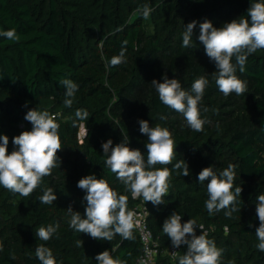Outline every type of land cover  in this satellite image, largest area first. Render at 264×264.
I'll list each match as a JSON object with an SVG mask.
<instances>
[{"label":"trees","instance_id":"trees-1","mask_svg":"<svg viewBox=\"0 0 264 264\" xmlns=\"http://www.w3.org/2000/svg\"><path fill=\"white\" fill-rule=\"evenodd\" d=\"M251 2L259 0H0V30L14 28L20 37L19 42L0 37V135L9 137L11 153L12 138L32 128L26 113L48 111L59 124L63 147L58 152L60 167L29 197L0 186V264H40L35 255L38 245L50 248L57 264H98L95 257L105 250L135 264L142 250L135 228L132 240L120 235L110 242L96 240L69 226L67 209L71 206L84 215L86 193L77 183L87 175L105 179L126 195L129 210L136 205L131 192L106 167L102 144L111 139L115 146L128 136L129 147L139 149L146 160L148 138L140 132V120H147L150 127H167L177 145L172 164L156 165L172 169L164 203L146 202L148 227L160 250L171 241L163 223L176 212L181 223L196 220L201 226L196 234L206 233L223 249L221 264H264L255 234L260 223L257 197L264 194V50L248 56L244 73L237 70L247 82V92L226 97L213 78L215 63L198 40L199 23L209 20L219 28L246 17ZM144 4L153 9L148 19L136 11ZM192 21L197 26L185 48L182 33ZM125 40L127 62L109 67ZM165 75L179 79L189 92L195 79L207 77L201 108L209 111L201 112L207 121L203 131L192 130L180 113L160 102L151 82H163ZM63 79L79 85L71 107L63 103L65 89L59 83ZM77 109L86 110L89 118L74 127ZM81 125L85 134L80 139ZM180 160L187 162L189 176L174 169ZM229 164L235 165L234 188L243 189L240 212L231 217L226 210L209 215L208 181L199 183L198 174L205 167L219 173ZM46 187L57 195L51 205L39 201ZM57 223L59 229L49 241L36 236L39 227ZM78 240L83 242L79 247ZM186 251L183 245L173 259L160 252L154 264H179Z\"/></svg>","mask_w":264,"mask_h":264},{"label":"clouds","instance_id":"clouds-1","mask_svg":"<svg viewBox=\"0 0 264 264\" xmlns=\"http://www.w3.org/2000/svg\"><path fill=\"white\" fill-rule=\"evenodd\" d=\"M136 11L144 19H148L153 9L144 4ZM196 26L197 21L185 26L182 33L183 47L190 46ZM0 37L14 42H19L20 39L14 28L0 30ZM198 40L206 55L215 63L216 71L212 74L219 91L226 97L233 93L243 95L248 90L247 82L237 75V70L244 73L248 56L264 50V0L251 2L246 17L233 19L219 28L209 20L199 23ZM127 43V40L122 42L119 55L110 59L109 67L127 62ZM59 83L65 89L63 103L71 107L79 85L71 79H63ZM151 85L164 106L180 113L192 130L203 131L207 121L201 118V112L209 111L207 107L201 108L205 89L209 85L206 76L195 79L190 92L182 87L179 79H169L167 75L163 77V82L153 80ZM24 118L31 123L32 128L12 138L15 147L11 153L8 152L9 137L0 135V186L27 198L40 186L44 177L50 176L54 168L60 167L62 161L58 152L63 147L58 134L59 124L48 111L31 109ZM88 118L89 113L86 110L77 109L72 125L76 127L78 121ZM160 119L166 120L167 117L161 115ZM139 124L140 132L148 138L147 159L145 160L139 149L129 147V138L125 136L115 146L111 139L102 144L104 162L111 173L116 174L117 180L131 192L133 198L142 197L145 202L156 206L164 203L172 179V169L157 168L156 165L172 164L177 145L167 127H150L147 120H140ZM174 169L178 170V175H190L185 160L176 162ZM235 175L233 164H229L219 173L213 167H205L199 172L198 182L203 184L208 181L205 207L209 215L226 210L225 215L231 217L233 213L240 212L241 200L238 198L241 197L243 189L241 186L234 188ZM77 187L86 193L83 199L87 204L83 216L71 206L67 209L70 216L69 226L73 230L101 241L110 242L116 235L126 240L134 239L135 213L128 209L126 195L119 194L105 179H97L95 175L81 178ZM56 200L57 195L51 187H46L43 195L39 197L40 203L45 205H51ZM257 201L256 216L260 223L255 233L258 239L256 248L264 252V194L258 195ZM181 220L182 216L173 212L162 226L174 248L187 246V251L179 257V264H221L223 249L218 248L214 240L208 239L206 233L201 231L200 235L196 234L197 228H201L196 220L189 219L185 223H181ZM58 229V223L49 224L47 227H39L35 233L40 240L46 242ZM82 244L81 240L77 241L78 247ZM2 248L0 244V250ZM35 255L40 264H57L52 250L44 245L37 246ZM95 259L98 264H127L126 261L113 258L109 250L99 253Z\"/></svg>","mask_w":264,"mask_h":264},{"label":"built area","instance_id":"built-area-1","mask_svg":"<svg viewBox=\"0 0 264 264\" xmlns=\"http://www.w3.org/2000/svg\"><path fill=\"white\" fill-rule=\"evenodd\" d=\"M84 134H85V128L83 125H81L78 137L81 139L84 136ZM134 199L136 200V205L130 210H132L135 213L134 228L136 230V233L139 237V241L142 246L141 253L136 258L135 264H154L156 257L160 252H164L171 259L175 258L177 254L181 251L183 245H181L179 248H174L170 241L166 250L164 251L160 250L156 239L154 238L151 230L148 227L147 203L143 200L142 197L134 198Z\"/></svg>","mask_w":264,"mask_h":264}]
</instances>
